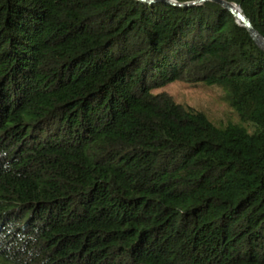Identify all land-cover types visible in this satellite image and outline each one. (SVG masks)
<instances>
[{
    "label": "trees",
    "instance_id": "16d2710c",
    "mask_svg": "<svg viewBox=\"0 0 264 264\" xmlns=\"http://www.w3.org/2000/svg\"><path fill=\"white\" fill-rule=\"evenodd\" d=\"M222 1L264 38V0ZM0 264H264V50L228 10L0 0Z\"/></svg>",
    "mask_w": 264,
    "mask_h": 264
},
{
    "label": "rangeland",
    "instance_id": "374dc122",
    "mask_svg": "<svg viewBox=\"0 0 264 264\" xmlns=\"http://www.w3.org/2000/svg\"><path fill=\"white\" fill-rule=\"evenodd\" d=\"M151 92L169 94L176 103L203 112L217 126L240 123L238 115L226 100V91L222 85H190L174 81L154 88Z\"/></svg>",
    "mask_w": 264,
    "mask_h": 264
},
{
    "label": "water",
    "instance_id": "95a60500",
    "mask_svg": "<svg viewBox=\"0 0 264 264\" xmlns=\"http://www.w3.org/2000/svg\"><path fill=\"white\" fill-rule=\"evenodd\" d=\"M139 2L142 3H147V4H152V3H164V4H169V5H174V6H184L187 8L193 7V6H197L201 3H204L206 1H211L214 2L222 7H224L226 10H228L236 19V22L241 25L242 27L246 28L247 31L249 32V35L251 36L252 40L254 41V43L257 45L258 48H260L261 50H264V38L257 32L254 30L250 20H248L240 11L239 8H237L235 5L227 3L225 1L222 0H200L198 2H191V3H186V4H178L176 2V0H137Z\"/></svg>",
    "mask_w": 264,
    "mask_h": 264
}]
</instances>
